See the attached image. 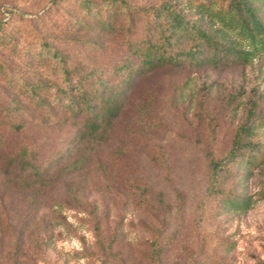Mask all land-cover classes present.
I'll return each instance as SVG.
<instances>
[{
    "label": "rangeland",
    "instance_id": "1",
    "mask_svg": "<svg viewBox=\"0 0 264 264\" xmlns=\"http://www.w3.org/2000/svg\"><path fill=\"white\" fill-rule=\"evenodd\" d=\"M49 2L0 0V26L13 27L20 15L36 14ZM191 17L247 48L238 33L209 13L192 10ZM4 60L16 72L18 62ZM12 95L0 80V115L13 105ZM251 98L264 115V54L246 66L149 76L133 93L132 110L104 153L105 173L92 166L83 178L74 175L57 184L36 206L6 196L0 233L9 237L31 211L30 230L49 236L45 264H148L151 243L168 239L173 242L163 264H264V162L242 182L244 169L231 165L219 189L233 200L222 204L210 191L207 159L227 153ZM144 101L145 108L131 118ZM256 132L254 140L264 142V128ZM69 138L67 132L30 128L13 143L49 156ZM78 182L76 193L70 192V184ZM25 238L23 249L31 256L33 246ZM22 264L33 263L24 258Z\"/></svg>",
    "mask_w": 264,
    "mask_h": 264
},
{
    "label": "trees",
    "instance_id": "2",
    "mask_svg": "<svg viewBox=\"0 0 264 264\" xmlns=\"http://www.w3.org/2000/svg\"><path fill=\"white\" fill-rule=\"evenodd\" d=\"M192 10L209 13L238 33L247 48L193 19ZM0 53V80L13 94V105L0 115V208L6 196H21L36 206L57 184L84 176L92 166L105 173L104 153L144 79L173 70L246 66L264 54V0H50L38 13L20 15L19 24L0 26ZM5 57L18 62L16 72ZM256 109L251 98L227 153L207 157L210 191L222 204L233 200L219 189L229 167L244 169L242 182L264 162V142L254 140L264 128V115ZM30 128L67 132L70 138L40 156L13 143ZM78 184H70V192L75 194ZM29 212L9 237L0 233V264H22L24 258L45 264L49 236L30 230ZM38 223L33 227L41 230ZM25 237L33 246L31 256L23 249ZM172 242L154 240L148 264H163Z\"/></svg>",
    "mask_w": 264,
    "mask_h": 264
}]
</instances>
